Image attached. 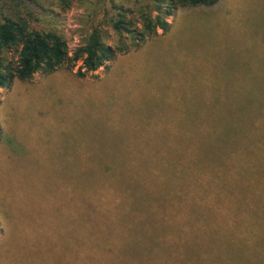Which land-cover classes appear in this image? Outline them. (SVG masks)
Here are the masks:
<instances>
[{
	"label": "rangeland",
	"instance_id": "374dc122",
	"mask_svg": "<svg viewBox=\"0 0 264 264\" xmlns=\"http://www.w3.org/2000/svg\"><path fill=\"white\" fill-rule=\"evenodd\" d=\"M85 9L75 1L59 15L70 54L82 43ZM167 20L169 31L158 29L155 38L93 75L37 72L29 82L0 88V99L6 98L0 117L4 223L26 232L46 212L61 228L71 217L75 246L88 247L81 258L111 232L124 264H174L183 250L189 256L187 217L161 224L178 192L158 167L150 182L145 172L173 161L175 146H187L191 132L219 126L242 102L264 97V0H219L212 9L181 8ZM15 143L20 155L3 149L18 150ZM101 166L115 167L114 177L102 178ZM31 187L38 193L31 196ZM109 198L118 200L119 210H108ZM72 260L78 264L77 249Z\"/></svg>",
	"mask_w": 264,
	"mask_h": 264
},
{
	"label": "trees",
	"instance_id": "16d2710c",
	"mask_svg": "<svg viewBox=\"0 0 264 264\" xmlns=\"http://www.w3.org/2000/svg\"><path fill=\"white\" fill-rule=\"evenodd\" d=\"M75 1L86 4V9L82 43L70 54L57 22L60 13ZM128 1L0 0V88L16 80L29 82L37 72L48 75L64 70L80 78L93 75L117 55L155 38L158 29L169 31L167 18L181 8L212 9L219 0H134L133 7ZM108 29L115 35L112 44ZM187 141L185 147L175 146L173 161L150 166L145 172L150 182L147 176L158 167L159 177L165 176L178 192L168 205V215L161 216V224L187 217L191 227L189 256L185 250L178 251L174 264H264V97L242 102L219 126L191 132ZM115 172L113 166L99 170L102 178H113ZM24 187L22 184V191L27 189ZM103 188L98 186V191ZM32 191L31 187V196L38 193ZM117 202L110 199L108 210H119ZM45 214L25 232L21 226L3 222L9 217L0 206L4 234L0 264H76L72 260L76 249L78 264H124L112 232L81 258L88 247L87 243L75 246L76 230L67 226L71 217L61 228L55 217L48 219ZM141 263L173 262L148 259Z\"/></svg>",
	"mask_w": 264,
	"mask_h": 264
},
{
	"label": "crops",
	"instance_id": "0c3cea01",
	"mask_svg": "<svg viewBox=\"0 0 264 264\" xmlns=\"http://www.w3.org/2000/svg\"><path fill=\"white\" fill-rule=\"evenodd\" d=\"M5 100H6V98L4 99V97H2V98L0 99V117H1V106H2V103H3ZM2 138H3V136H2V131H1V134H0V144L2 143V142H1ZM4 141H5V140H4ZM15 145L18 147V150H13V151H12L11 148H10L9 146L4 147L3 149H4L6 152H8V153H13V154L16 153V152L18 151L17 155H20V153H21L22 151L19 150V146H18L17 143H15ZM24 183H26V182L22 181V184H24ZM0 225H1V227H2L1 222H0ZM3 240H4V234H3V227H2V236H1V239H0V244L3 243Z\"/></svg>",
	"mask_w": 264,
	"mask_h": 264
}]
</instances>
